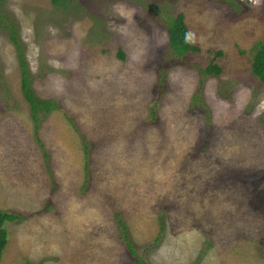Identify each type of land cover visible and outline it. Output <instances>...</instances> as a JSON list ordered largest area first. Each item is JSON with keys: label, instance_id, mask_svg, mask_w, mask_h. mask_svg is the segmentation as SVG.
Listing matches in <instances>:
<instances>
[{"label": "rangeland", "instance_id": "obj_1", "mask_svg": "<svg viewBox=\"0 0 264 264\" xmlns=\"http://www.w3.org/2000/svg\"><path fill=\"white\" fill-rule=\"evenodd\" d=\"M233 1L1 0L0 208L21 217L0 264H264V0ZM11 23L54 100L36 127Z\"/></svg>", "mask_w": 264, "mask_h": 264}, {"label": "trees", "instance_id": "obj_2", "mask_svg": "<svg viewBox=\"0 0 264 264\" xmlns=\"http://www.w3.org/2000/svg\"><path fill=\"white\" fill-rule=\"evenodd\" d=\"M50 1L52 4L58 5L63 4L65 0ZM228 1L236 6V3L233 0ZM164 22L168 34L169 47L175 54L181 56L186 53L196 52L199 50L198 45L193 41V35L185 22L184 13L182 11L179 10L175 13H169L168 18ZM8 35L14 45L16 58L20 69V91L29 105V113L34 120V127H36L37 121L39 120L37 112L41 113L42 111L45 112L53 108L54 100L40 98L34 92L32 88L31 72L23 52L18 31L13 23L8 25ZM215 53L219 54L220 50H216ZM117 55L120 58L124 56L122 49H118ZM200 70L203 74L218 75L221 71V67L216 62H214L213 59H211ZM250 70L258 78V80L264 84V38L256 40L251 46ZM57 106L58 105L54 107ZM20 217L21 216L16 212H9L0 208V259L2 250L6 243V229L3 224L6 220H13ZM119 223L123 227V222L119 220ZM126 244L128 249L133 251L129 240L126 242ZM139 261L142 264H147L141 258H139ZM24 264L34 263L26 259Z\"/></svg>", "mask_w": 264, "mask_h": 264}]
</instances>
